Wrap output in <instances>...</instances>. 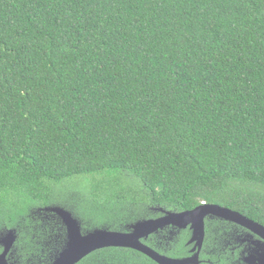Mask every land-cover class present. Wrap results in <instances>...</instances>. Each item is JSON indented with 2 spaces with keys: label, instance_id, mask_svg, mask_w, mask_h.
<instances>
[{
  "label": "trees",
  "instance_id": "trees-1",
  "mask_svg": "<svg viewBox=\"0 0 264 264\" xmlns=\"http://www.w3.org/2000/svg\"><path fill=\"white\" fill-rule=\"evenodd\" d=\"M62 182L80 193L62 196ZM203 201L264 224V0H0V232L17 229L12 261L49 264L64 246L65 225L39 207L70 210L84 231L124 230ZM220 222L236 227L210 219L206 243ZM188 236L149 244L182 257ZM77 264L158 263L107 247Z\"/></svg>",
  "mask_w": 264,
  "mask_h": 264
},
{
  "label": "water",
  "instance_id": "water-1",
  "mask_svg": "<svg viewBox=\"0 0 264 264\" xmlns=\"http://www.w3.org/2000/svg\"><path fill=\"white\" fill-rule=\"evenodd\" d=\"M39 209L55 213L66 227L64 246L49 264H77L90 253L107 247L138 250L158 264H200L203 261L201 249L206 236L207 217H219L244 226L253 234L259 235L260 241H264V224L247 217L236 209L213 202H201L193 209L183 211L166 210L160 207L159 210L162 212L160 216L132 222L127 225L128 230H111L101 227L84 231L80 220L62 206L48 205ZM166 226H171L172 232L174 229L189 228L191 237L187 243H194L193 254L184 257L170 256L159 252L144 241ZM17 236L16 228L0 232V264L17 263L11 260ZM255 255L256 251L253 255L246 257L247 264L255 262V260L251 261ZM257 259L259 263L255 262V264H264V253L257 254L256 261Z\"/></svg>",
  "mask_w": 264,
  "mask_h": 264
},
{
  "label": "flooded vegetation",
  "instance_id": "flooded-vegetation-1",
  "mask_svg": "<svg viewBox=\"0 0 264 264\" xmlns=\"http://www.w3.org/2000/svg\"><path fill=\"white\" fill-rule=\"evenodd\" d=\"M218 218L219 217H207L206 218V225H207V221H209L210 219L215 220ZM219 220L222 221L225 219L219 218ZM232 223H234V222H232ZM234 224L236 226L234 231L228 232L225 230L226 225L223 222H222V224L220 222V224L217 225L218 228L213 230L214 236L209 241V243H206V241H207V232H206L203 247L201 249V258L203 259L202 263H204L206 261V259H204L203 255H202L204 251L207 253H214V254L219 253L220 255H225L227 253L232 254V256L236 257L235 258V261H236L235 264H247L246 257L253 255L254 251H256V255H255V257L251 258V261L255 260L256 263H259V260H258L259 258L256 261V257H257V254L259 255V253H264V241H260L259 235L255 234V233L253 234L252 231H250L246 227L238 225L236 223H234ZM125 228H124V230H128L127 226ZM185 230L189 231V236L184 243L186 246V250H187V254L184 256L191 255V254H193L192 248L194 246V243H191V244L187 243L191 237V232H190L189 228L188 229H181V230L174 229V231L172 232V227L166 226L162 230H159L158 232L150 235L144 241L147 244H149V243H151V241L154 237H157V239L158 238L162 239L163 237H165V238L170 237L173 241L180 242L181 241V232L185 231ZM150 246H152V245H150ZM184 256H182V257H184ZM255 262L252 264H255ZM202 263H200V264H202Z\"/></svg>",
  "mask_w": 264,
  "mask_h": 264
},
{
  "label": "rangeland",
  "instance_id": "rangeland-1",
  "mask_svg": "<svg viewBox=\"0 0 264 264\" xmlns=\"http://www.w3.org/2000/svg\"><path fill=\"white\" fill-rule=\"evenodd\" d=\"M123 180H124L123 182H127L126 179L123 178ZM57 187H58L59 191H62V196L64 194H67V193H72L73 194V193H76L77 191L79 192V188H77L78 185H76V184H69V183H66V182H62V184L58 185ZM128 216H130V215H126L124 217H128Z\"/></svg>",
  "mask_w": 264,
  "mask_h": 264
},
{
  "label": "clouds",
  "instance_id": "clouds-1",
  "mask_svg": "<svg viewBox=\"0 0 264 264\" xmlns=\"http://www.w3.org/2000/svg\"><path fill=\"white\" fill-rule=\"evenodd\" d=\"M203 202H205V201H203ZM1 250V249H0ZM17 264V263H16Z\"/></svg>",
  "mask_w": 264,
  "mask_h": 264
}]
</instances>
